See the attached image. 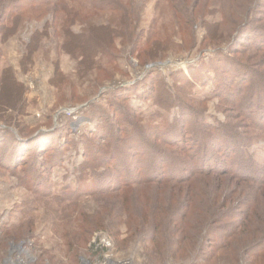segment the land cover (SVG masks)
Returning <instances> with one entry per match:
<instances>
[{
  "label": "rangeland",
  "instance_id": "rangeland-1",
  "mask_svg": "<svg viewBox=\"0 0 264 264\" xmlns=\"http://www.w3.org/2000/svg\"><path fill=\"white\" fill-rule=\"evenodd\" d=\"M140 1L143 19L139 31L144 32V36L138 48L142 53L147 50L150 55L154 52L162 56L154 62L142 64L137 53L130 55L131 47L128 49L117 38L111 56H97L93 67L87 65L86 58L81 66V60L63 50L61 45L66 32H79L84 18L90 14L85 6L76 3L69 14L49 7L39 17L24 20L18 34L4 41L0 38V66H13L20 80L28 86L25 109L12 123L26 136L25 140H29L25 143L29 152L20 169L0 164V264H9L10 256L15 259L12 244L22 242L25 247L22 257L35 258L30 264H81L82 259L89 256L97 233L111 239L114 252L132 259L134 264H249L240 259V254L235 257L236 249L233 248L244 241L243 236H235L238 230L229 234L230 225L236 222L230 216L237 214L239 217L237 210L241 206L235 200L229 201L232 195L229 182L228 187L224 184L226 191L222 196L235 209L213 216L205 212L210 198L176 192L171 183L143 180L117 188L111 194L95 193L91 177L101 173L103 168L96 163L90 166L85 161L91 154L101 162L107 160L103 152L108 149L98 146L105 149L97 155L94 144L99 139L95 134L102 110L108 109L113 101L111 89L127 87L131 92L128 100L131 112L126 111L127 116L120 113L122 122H128L132 113L144 118L142 124L152 120L155 124L172 121L179 115L180 108L174 101L171 108L165 105L158 93H165L161 97L166 98L168 91L176 95L178 89L175 87L181 82L177 78H187L195 84L191 96L205 100L204 115L208 123L220 126L228 123V115L240 116L229 111L215 94L218 69L229 77V71H225L229 69L234 33L230 28L233 26L220 27L214 35L213 29L208 31L206 23L221 22L222 25L227 15L236 23L243 21L248 13L247 6L251 7L250 0H196V14L200 15L193 28L181 21L184 15L175 14L172 0ZM260 4H264V0L259 1ZM259 10L264 12V6ZM77 11L80 18L74 19ZM113 14L103 12L97 19L113 22L118 19L117 11ZM152 26L156 37L148 43ZM38 29L48 30L51 36L42 39L29 63L23 62L26 46ZM221 33L226 35L221 36ZM220 48L222 53L217 51ZM241 56L238 53L236 58L240 60L236 61L253 62L251 55ZM261 57L259 54L256 60L260 61ZM255 67L260 68L259 65ZM196 77L201 79L196 80ZM121 88L116 92H124ZM6 116L10 113H0V131L8 124ZM234 122L237 124L240 119ZM192 125L195 126L194 122ZM115 129L112 126L109 130L111 137L119 134ZM247 129L241 126L236 131ZM10 131V128L3 130L8 136ZM48 133L62 140L57 145L58 151L51 150L53 146L49 147L42 136ZM251 136L252 142L245 152L256 162H264V134L252 131ZM150 138L146 137L147 144ZM38 143L46 145L42 151ZM143 164L146 166L145 162ZM210 186L209 196L212 197L218 188ZM187 196L192 202H186ZM227 206L229 208V204ZM205 218L212 219L204 227L201 224ZM194 225L202 227L193 232ZM88 228L91 231L88 232ZM232 240L235 243H229ZM260 264H264V257Z\"/></svg>",
  "mask_w": 264,
  "mask_h": 264
},
{
  "label": "trees",
  "instance_id": "trees-1",
  "mask_svg": "<svg viewBox=\"0 0 264 264\" xmlns=\"http://www.w3.org/2000/svg\"><path fill=\"white\" fill-rule=\"evenodd\" d=\"M88 1L87 3L83 0H0V38L4 41L18 34L24 20L33 16L39 17L43 11L47 12L49 7L69 14L70 10L74 9L73 6L82 4L90 12L83 20L82 29L76 33L68 30L61 42L63 50L81 60V66H84L83 61L86 58L87 65L93 67L97 56L106 54L111 56L117 38H120L128 49L131 47L130 55L137 53L136 56L142 64L162 59V56L159 57L154 52L150 55L147 50L142 53L138 48L144 36V32L142 34L139 31L143 19V5L140 4V0ZM195 1L172 0L175 14L184 15L181 21L186 22L189 28L194 27L200 15L196 14ZM259 1L261 0H250L251 7L247 6L248 13L239 23L229 20L228 15L226 19L223 18L222 25L221 22L206 23V28L208 31L213 29L214 35L220 27L229 24L233 26L230 28L234 33L231 39L229 69L225 71V73L229 71V77L218 69L219 75L215 77V94L229 111H235L240 116L228 115V123L220 126L208 123L204 115L205 100L191 96L195 84L187 78L183 80L177 78L176 80L181 82L175 87L178 89L176 95L168 91L166 98L161 97L165 93H158L165 105L170 108L173 101L177 102L180 113L172 121L155 124L152 120L153 123L142 124L144 118L136 114L134 116L132 113L128 122H122L120 113L127 116L126 111L131 112L128 105L131 92L127 87H119L124 92H116L119 89L117 87L110 90V94L114 95L113 101L108 109L102 110L101 123L95 134V137L99 138L97 144H94L96 154L99 155L98 153L105 149L99 148L100 146L106 147L108 150L104 151L103 155L107 160L102 163L99 157L91 154L85 161L87 164L90 163V166L96 163L103 168L101 173H95L91 177L95 193L99 191L100 194H111L110 192L117 188L146 180L159 184L171 183L172 189L176 192L184 191L185 195L193 193L200 198H210V205L205 212L212 216L214 213L222 214V211L234 210L235 207L230 200H235L236 204L240 203L241 206L237 210L239 217L237 214L230 216L236 222L230 225L229 234L233 233V230H238L235 236L237 234L243 236L244 241L237 243L233 248L236 249L235 257L240 254L242 256L240 259L247 260L249 264H260L264 257V162H256L245 152L252 142V131L264 134V12L259 10L264 4L259 5ZM116 11L118 17L116 21L107 23L102 22L101 18L97 19L103 12L113 14ZM79 14V11L75 12L74 19L80 18ZM152 28L153 26L147 37L148 43L154 41L156 37V32ZM49 33L48 30L44 32L40 29L33 32L26 46L27 58L25 57L23 62L29 63L42 39L51 36ZM217 51L223 52L221 48ZM238 53L242 55L241 57L251 55L253 62L245 64L236 61L240 60L236 58ZM259 54H262L260 61L256 60ZM1 55L0 49V58ZM256 65L260 68L255 67ZM197 79L201 78L196 77ZM27 89V84L20 80L13 66H0V113H10V116L5 118L8 124L4 128L12 130L9 136L4 134V128L0 131V164H10L16 169L24 165L29 152V149L25 148V143L29 140H25L26 136H23L21 130L15 127L16 124L12 123L17 114L25 109ZM236 118L240 119L237 124L234 122ZM243 121L245 125H242ZM193 122L195 126L192 125ZM112 126L113 129L119 130V134L113 132L115 135L111 137L109 130ZM241 126L248 127L247 131H236ZM234 131L236 134H233ZM123 135L127 137L123 138ZM42 136L47 144H50L49 147L53 146L51 150L58 151L61 139H56V136L50 133ZM144 136L152 137L150 144H147ZM45 146L40 144L38 148ZM143 162L146 166H143ZM143 171L149 173L144 174ZM228 182L232 195L229 196V201L225 202V196L222 194L226 190L224 191L223 186L225 184L228 187ZM210 185L218 188L212 197L209 196L212 192ZM184 187L187 188L186 191ZM187 197L186 202H192L191 197ZM211 219L205 218L200 224L205 227L210 224ZM201 225H194L193 232L199 231ZM87 231H91V228ZM199 239L201 240L200 237ZM229 243H235V240ZM243 255H246V259H243Z\"/></svg>",
  "mask_w": 264,
  "mask_h": 264
},
{
  "label": "built area",
  "instance_id": "built-area-1",
  "mask_svg": "<svg viewBox=\"0 0 264 264\" xmlns=\"http://www.w3.org/2000/svg\"><path fill=\"white\" fill-rule=\"evenodd\" d=\"M24 242L12 244L14 248L15 259L10 256L7 259L9 264H30L35 258L32 256L22 257L25 251ZM27 258V260H25ZM29 259V260H28ZM81 264H134L133 260L126 257H120L114 252L113 241L102 233H97L93 240V246L88 257L83 258Z\"/></svg>",
  "mask_w": 264,
  "mask_h": 264
}]
</instances>
